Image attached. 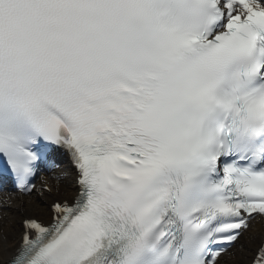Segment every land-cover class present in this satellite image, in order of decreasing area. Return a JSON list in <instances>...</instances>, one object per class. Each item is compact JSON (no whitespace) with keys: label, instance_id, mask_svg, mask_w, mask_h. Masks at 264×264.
Here are the masks:
<instances>
[{"label":"snow or ice","instance_id":"6c2138e0","mask_svg":"<svg viewBox=\"0 0 264 264\" xmlns=\"http://www.w3.org/2000/svg\"><path fill=\"white\" fill-rule=\"evenodd\" d=\"M8 182L0 264H264V0H0Z\"/></svg>","mask_w":264,"mask_h":264},{"label":"bare ground","instance_id":"6f19581e","mask_svg":"<svg viewBox=\"0 0 264 264\" xmlns=\"http://www.w3.org/2000/svg\"><path fill=\"white\" fill-rule=\"evenodd\" d=\"M62 167H68L67 159L59 161ZM72 178L60 179L52 175L51 173H43L42 180L49 185L56 186L59 184V194H70L76 193V188L74 183L71 182ZM55 192V187H54ZM49 201L52 197H48ZM0 235L7 234V246L13 247L18 242L19 233H20V221L22 219V213L19 211L21 207V197L17 191L10 189L9 187L0 194ZM23 207L26 211L35 212L37 214L43 215L48 213L47 208L40 203V201L35 197H24ZM264 234V218L257 217L255 220L251 221L250 227L246 235L250 233ZM244 242V241H242ZM245 246L247 247V243ZM244 261L242 259L231 260L228 257H225L224 264H242Z\"/></svg>","mask_w":264,"mask_h":264},{"label":"rangeland","instance_id":"374dc122","mask_svg":"<svg viewBox=\"0 0 264 264\" xmlns=\"http://www.w3.org/2000/svg\"><path fill=\"white\" fill-rule=\"evenodd\" d=\"M38 215V214H37Z\"/></svg>","mask_w":264,"mask_h":264}]
</instances>
